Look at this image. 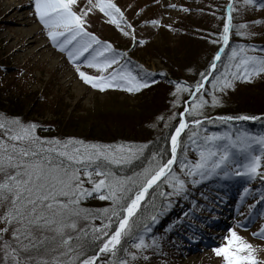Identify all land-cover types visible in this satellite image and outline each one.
<instances>
[{
    "label": "rangeland",
    "instance_id": "374dc122",
    "mask_svg": "<svg viewBox=\"0 0 264 264\" xmlns=\"http://www.w3.org/2000/svg\"><path fill=\"white\" fill-rule=\"evenodd\" d=\"M8 1L0 0V100L14 101L19 112L15 114L0 107V122L5 124V128H0V140H6L8 133L5 129L15 130L16 125L12 122L19 121L25 126L36 124L35 134L42 140L60 141V145H53L54 147H62L68 141H81L84 145L109 146L108 150L117 156L122 154L121 148L125 150L123 154H128L127 149L136 151L134 147L138 144L131 145L126 142L128 140L123 141L117 137L110 140L112 135L104 140H97L88 133L81 132L78 135L71 132L74 131L72 126L93 119L102 128L119 127V133L127 138L151 142L163 130L174 125L179 116L184 117L187 101L194 95L195 89L191 85L189 87L185 81L170 79L173 72L171 67L176 71L183 68L177 67L184 65L181 58L192 55L194 59H205L206 65L218 47L219 50L226 48L225 52L230 53L229 57L236 47L238 52L243 47L249 50L248 55L264 57V7L261 6L264 5V0H254L252 4H245L244 0H112L123 13L119 27L111 23L110 17L99 10L98 0H76L72 11L83 19L84 30L96 36L102 43L111 44L119 57V63L104 73L87 66L86 58L89 53H85L75 62L71 61L68 51L72 46L69 45L64 51L59 47L64 37H59L53 43L48 35L49 29L44 27L35 13L34 0H18L20 7L13 14L21 12L29 15L31 22L27 28L35 27L39 30V39L48 45L49 51L44 56L37 52L30 54L29 51L9 52L8 45L12 39H8L6 35L10 34L16 24L15 19L8 17V20L1 15V7ZM229 5L232 7V20L229 41L225 45L222 37L224 26L228 23ZM152 21L158 23L154 25ZM240 25L246 27L240 28ZM125 31L129 35L125 36ZM232 33V39H242L237 42L236 47L235 42H231ZM95 47L97 46L93 45ZM49 53L52 56L45 59ZM159 54H168L175 58L174 62L171 60L173 65L166 66ZM238 59H229L226 64L227 71L224 68L217 78L231 79L230 73L236 71L233 64ZM218 61L215 60L216 65ZM77 64L80 71L90 76L107 77L116 70L131 72L149 86L138 92H128L122 87L100 91L81 80L76 71ZM189 64L194 66L196 62ZM226 73L229 75L226 76ZM159 78H166L170 84L155 82ZM253 79L254 88H247L252 91L243 94L256 96L260 102L264 99V73L255 75ZM120 83L123 84V81ZM177 85L183 90L177 92ZM204 96L206 94L202 98ZM148 107L151 112L147 113L148 110L142 114L143 109L146 111ZM263 120L264 115L255 119H232L198 127L179 163L172 166H175L173 172L185 181V189L177 194L167 180L158 182L155 185L159 189L160 197L157 211L152 212L146 219L136 218L140 207L131 218L130 234L122 238L115 256L111 253L103 254V263L120 264L121 261H126L127 264H225L224 258L218 256L214 249L225 245L226 238L234 230L245 242L252 245L256 258L264 264V160L259 174L254 177L234 174L237 168L247 162L243 155L235 156L236 162L230 163L226 169L227 176L223 172L207 179L196 176L198 183H193V177L186 176L181 170L182 162L195 164L199 160V151L212 146V142L206 141V137L225 134L233 139L244 134L248 137L264 136ZM82 125L84 126L83 123ZM85 125L89 126L87 123ZM214 143L222 146L226 141L217 140ZM73 147L80 145H69V149ZM253 149L254 154H261L259 145L254 144ZM142 154L137 152L130 163H99L102 170L112 172L117 178L127 179L134 174L135 166L137 169L144 163ZM100 178L94 176L96 180ZM159 184L162 189L161 186L158 187ZM85 187L91 188L92 185L85 183ZM88 200L95 205L86 209L92 210L94 215L88 219L80 218L77 225L78 229L87 230L89 235L82 241L74 239L73 244H83L81 259L95 252L97 262L101 256L99 247L105 237L93 240V235L100 234L93 233L92 229L102 228L108 222L107 220L101 224L97 216L104 220V214L99 210L111 208L109 205L112 202L100 200L94 195L87 198L82 206ZM108 201L111 203L108 204ZM179 208L185 209L178 212ZM152 216L156 217L155 221L151 219ZM0 227L3 225L0 224ZM67 231L73 237L81 235L79 231ZM141 237L147 247L134 248L133 245ZM5 241L10 245L7 259ZM16 247L11 233L0 239V264H14L11 253L12 248ZM30 252L34 259L29 264H35L36 259L42 256L50 258L34 249ZM133 256L136 258L133 259Z\"/></svg>",
    "mask_w": 264,
    "mask_h": 264
},
{
    "label": "snow or ice",
    "instance_id": "6c2138e0",
    "mask_svg": "<svg viewBox=\"0 0 264 264\" xmlns=\"http://www.w3.org/2000/svg\"><path fill=\"white\" fill-rule=\"evenodd\" d=\"M245 4H252L254 0H244ZM76 0H34L35 13L45 28L49 29L48 35L56 43L59 37H64L59 44L60 50L64 51L71 45L68 57L75 62L89 53L86 58L87 66L104 73L114 64L119 63L118 55L113 51L111 44L102 43L96 36L84 30V21L81 16L72 11ZM99 10L109 16L111 23L118 27L123 19V13L116 7L112 0H98ZM264 7V5H261ZM231 11L229 5L228 23L223 29V43L228 44L229 31L231 27ZM155 25L158 22L152 21ZM126 27H131L126 25ZM240 28L246 25H240ZM241 34V33H238ZM127 36L129 33L124 32ZM79 38V39H78ZM75 41V43H73ZM93 45L97 47L93 48ZM91 49V52L89 50ZM249 50L241 48L239 52L232 50L230 60H237L233 64L235 72L230 73L229 78H217L213 83V89L217 87L220 91L233 87V80L243 79L250 82L251 78L264 73V57L248 55ZM255 51V49H251ZM223 52V48L220 49ZM111 55H108V54ZM122 55V54H121ZM218 53L215 60H220ZM211 68L214 70L216 64L213 62ZM76 71L84 83L91 87L105 91L111 87H122L128 92L140 91L148 87L147 82H141L131 72L116 70L110 76H90L80 71L76 65ZM206 74H202L201 82L195 88L199 93L204 87L203 80ZM229 75L226 73V76ZM123 81V84L120 82ZM183 90L177 85V92ZM213 105L218 100L215 95L212 98ZM201 97L200 103L193 104L191 113L196 114L204 105ZM231 119V118H228ZM241 120L255 119V117L241 116ZM16 129H5L8 133L6 140H0V239L7 233H11L17 247L12 248V260L14 264H29L34 259L30 250L50 256V258L36 259L35 264H95L97 256L81 259L83 255V244H73V240L82 241L89 234L87 230L78 229L77 221L80 218L88 219L93 216L90 209L82 207V203L89 197L97 195L100 200H110L113 207L99 210L108 220L102 228H93V240H100L101 236L107 237L99 247V253H111L116 255L117 246L121 244L123 237L131 232V218L141 207L149 189L153 188L163 179L167 180L175 193L179 194L185 189V181L180 179L172 170L177 161L178 138L182 131L188 127L181 119L171 137V158L165 163L157 161L156 166L143 170L142 180L134 198L129 195L133 191L131 184H135L132 178L121 179L115 177L110 171L101 168L100 161L110 164L130 163L137 152H142L146 145L140 146L136 151L120 149L121 155L117 156L108 150L109 146L84 145L81 141H68L59 146L60 141L42 140L36 133V124L21 125L19 121H13ZM197 125L200 124L196 120ZM0 128L5 124L0 122ZM195 135V133H193ZM212 142L211 147L199 151V160L195 164L181 163V170L186 176H196L202 179L223 172L228 175L226 169L229 164H234L236 155L245 156L247 162L236 169L235 175L254 177L259 174V169L264 160V136L248 137L246 134L233 139L224 136H210L205 138ZM217 140L226 141L222 146L216 145ZM79 144L80 147L69 149V145ZM261 147V154H254L253 145ZM93 165L95 166L93 168ZM83 166V167H81ZM91 169V170H90ZM95 177H101L96 180ZM85 183L92 187H85ZM123 201V203H122ZM118 217V226L109 234L112 228V219ZM99 218V216H97ZM156 220L155 216L151 218ZM79 231L81 235L73 237L67 230ZM225 245L215 248L218 256L224 258L225 264H262L256 258L252 245L245 242L234 230L226 238ZM136 249L147 247L143 238L133 245ZM5 258L8 257L10 245L5 241ZM246 253V254H245ZM27 257L24 259L23 257ZM136 257L133 256V259ZM120 264H127L121 261Z\"/></svg>",
    "mask_w": 264,
    "mask_h": 264
},
{
    "label": "trees",
    "instance_id": "16d2710c",
    "mask_svg": "<svg viewBox=\"0 0 264 264\" xmlns=\"http://www.w3.org/2000/svg\"><path fill=\"white\" fill-rule=\"evenodd\" d=\"M234 25H237V24L234 22ZM233 37H234V33L231 34V42L232 43L235 42L234 46L236 47L237 42H239L242 39L239 37H235L234 39H232ZM229 48H232V47H229ZM236 48H233V49H236ZM218 51H219V47L217 48L215 53H213L211 59L209 61H207L206 65L204 64L205 59H198V57H195V59H194L192 55L190 57L181 58V60H184V65H181V66L177 65V67H183L184 69L182 68V69H180V71L179 70L176 71L171 67L173 72H172V76H170L171 77L170 79L175 80V81L178 79L181 81H185L186 85L189 87L191 85V87H193V90H194L196 88L197 83L201 82L202 74H206L205 78H207L210 75L211 69H212L211 64L213 62L215 63L214 57L217 55ZM225 51L223 52L221 59L217 62L216 68L214 69V71H213L212 75L210 76L208 82L204 85L203 89H201V91L199 93H196V95H195L196 97L192 100V102L189 105V111L185 115L188 127L186 128V130L184 131V133L180 137L176 165L179 163V161L182 158L183 154L185 153L186 149L189 147L190 138L193 135V132L198 127L209 126L210 124L222 123L225 120H230L228 118L239 119V117H241V116L259 117V116L264 115V99L261 100L260 102H258V100H257L258 98L256 96H249L247 94H243V93H247L249 91H252V89L247 90V88H254L252 86V83L254 82L253 78H255V75L251 78L250 82H246L243 79L233 80V87L225 89L224 91H220L219 87H217L215 90L212 89L213 88L212 85H213V83H215L217 76L219 74L223 73L224 68H226V71H227V65L226 64H227V61H229L228 57H229L230 53H226ZM159 55L161 56V58H163V61H164L166 66H169L170 64L173 65L171 60H173V62H174L175 58L173 59V57L169 56L168 54H159ZM190 62H192V63L196 62V65H194L195 67L189 66V65H191V64H189ZM189 81H191V82H189ZM155 82L165 83L167 85L170 84L166 80V78H159ZM237 89H239V91H237ZM204 94H206V96H204L203 98L207 99V100H205V101H207L205 106L203 105L198 110V112L196 114H192L191 109H192L193 104H198L199 100L201 99V97ZM213 95H215L217 97V100H218V102L215 105H213V102H212ZM0 107H1V109H9L10 111H13L15 114L19 112V111H17L18 109L16 108L17 104L14 101L10 102V100H7V99L6 100H0ZM146 112L147 113L151 112V108L148 107L146 111H145V109H143L142 114L146 113ZM181 119H182V117L179 116L175 120L174 125H171L167 129L163 130L164 132H162L158 137L154 138L151 142H148V143L145 141H142V140H136L133 137L132 138L125 137L124 135L119 133V131H118L119 127L113 126V127H109V128H106V127L102 128L101 125H99V124H98L99 126H97L96 121H94L93 119H92V121L91 120H85V123L89 124V126H86L84 121H82L84 126L82 125L81 122H79V124L76 126H72V129L74 131H71V132L78 134V135H80L81 132L83 134L88 133L91 137H93L97 140H104V139H106L112 135L110 140L115 139V137H117V139H123V141L128 140L126 142H130L131 145L138 144V145H136V147H134L136 149H138L140 146L146 145V147L141 152V153H143L141 158H143L144 163L140 167H137V169L135 166L134 172H133L134 174L129 176V178H132L134 181H136L135 184L130 185L132 187L133 191L131 193H129V195L133 197L135 191L138 190V188H139L140 181L142 180V176L138 175V174H142L143 170L145 168L149 167L150 164L152 166H156L157 161H159L162 164V163H165L168 159H170V157H171V147H170L171 137H172L174 130L176 129V126L181 121ZM203 119H204V121H202ZM196 120H199L202 122L199 125H197L195 123ZM206 120H209V121H206ZM174 169H175V166L172 168V170H174ZM160 184H162V183H160ZM160 184L158 185V187L161 186ZM156 186L153 187L148 192V194L146 196V200L142 204L140 211H139V214L136 216V218L141 217L143 219H146V218H148V216L152 212L157 211L158 205L160 204L159 203L160 197H158L159 189H157ZM161 189H162V186H161ZM110 203L111 202L108 201V204H110ZM94 205H95L94 203H91V201L88 200L82 207L88 208V207L94 206ZM109 207H113V205L110 204ZM187 208H189V207H187ZM183 209H185V208H179L178 212H181ZM185 211H187V210H185ZM117 220H118V217H115L112 219V228L109 229V234H111V232L114 230L113 227L114 226L116 227ZM99 221H101V224H102V223L106 222L107 219L104 218V220H103L99 216ZM106 239H107V237H105L104 240H106ZM94 254H95V252L88 254V255H85V258H88L92 255L94 256ZM104 257H105V255L101 254L99 260L95 264H104L103 263ZM108 264H112V263H108Z\"/></svg>",
    "mask_w": 264,
    "mask_h": 264
},
{
    "label": "bare ground",
    "instance_id": "6f19581e",
    "mask_svg": "<svg viewBox=\"0 0 264 264\" xmlns=\"http://www.w3.org/2000/svg\"><path fill=\"white\" fill-rule=\"evenodd\" d=\"M19 7L18 0H9L1 7V15L5 16V19L7 18L8 20L9 18L15 19L16 24L15 27L9 32L10 34L6 35L8 39H12L8 45L9 52L21 53L29 51L30 54L37 52L41 56L46 55L45 53L49 51L48 45L45 42L40 41L39 30L35 27L27 28L31 22L29 15H24L25 13L21 12L19 14H13L19 9ZM51 56L52 53H49L45 59ZM54 64H56V62H54Z\"/></svg>",
    "mask_w": 264,
    "mask_h": 264
}]
</instances>
